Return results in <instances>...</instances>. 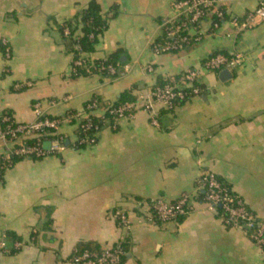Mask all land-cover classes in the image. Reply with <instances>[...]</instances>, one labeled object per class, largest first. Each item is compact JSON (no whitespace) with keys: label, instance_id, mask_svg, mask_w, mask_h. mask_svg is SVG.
Returning <instances> with one entry per match:
<instances>
[{"label":"crops","instance_id":"crops-1","mask_svg":"<svg viewBox=\"0 0 264 264\" xmlns=\"http://www.w3.org/2000/svg\"><path fill=\"white\" fill-rule=\"evenodd\" d=\"M90 1L0 0V125L4 114L16 123L34 122L38 105L43 115L63 120L56 134L64 145L4 171L0 240L8 252H0V263L68 264L75 247L123 242L121 264H264V253L242 230L227 227L196 199L179 221L147 219L150 200L194 196L204 170L264 219V21L245 30L229 22L254 11L260 0H220L227 18L218 29L205 19L189 31L197 40L160 55L152 47L161 42L162 23L175 15L176 0H94L108 28L82 57L94 62L119 51V74L74 78L59 26ZM212 54L241 55L230 79L202 69ZM191 69L199 71L201 94L171 112L157 106V126L139 110L131 119L110 121L94 145L76 147L77 120L65 118L81 113L88 101L97 98L103 108L123 93L134 100L148 96ZM115 211L126 214L128 229L111 217Z\"/></svg>","mask_w":264,"mask_h":264},{"label":"built area","instance_id":"built-area-1","mask_svg":"<svg viewBox=\"0 0 264 264\" xmlns=\"http://www.w3.org/2000/svg\"><path fill=\"white\" fill-rule=\"evenodd\" d=\"M220 0H176L172 8L175 15L162 23L163 35L161 42L154 44V54L174 53L188 45L190 41L197 40V36H191L189 31L197 28L206 18L215 16L219 23L225 22L224 12L219 10ZM259 21H264V0H260L256 9L241 19L231 17L229 22L241 30L250 29ZM219 23L211 22L214 29L219 28ZM67 33V31H65ZM6 58L9 57L8 50L5 51ZM82 59V58H81ZM78 59L72 63V73L77 67L84 68V61ZM241 55L224 56L212 54L205 58L202 69L206 72L220 73L230 70L239 65ZM89 73V69L86 68ZM107 74H115V68L108 66ZM199 71L187 70L177 76L166 79L161 86L153 87L148 96H138L132 102H127L116 108L111 105L102 108L97 100L87 102L81 113L68 115L65 119L77 120V130L80 129L82 137L78 138L76 145L91 146L96 143L98 133L102 128L121 118L131 119L134 114L143 110L150 114L151 124L157 126L158 110L156 107L173 111L182 103L192 97L199 96L202 88L198 82ZM102 109L99 125L92 124L90 120L83 122L96 110ZM36 120L31 123H16L10 116L2 117L0 125V182L5 170L12 167L14 159H42L48 155H54L64 149L63 140L56 134L63 120L43 115L38 107L34 106ZM108 114L109 117H105ZM114 128V124L112 125ZM48 143V149L44 144ZM205 190L203 203L211 211L217 212L218 207L222 209V220L227 227L238 228L244 232L251 242L264 253V219L255 216L245 205L240 196L223 186L210 171L204 170L196 181V192L194 196L182 194L173 202L162 199H153L148 202V221L151 223L175 222L191 210L192 202L196 199L200 190ZM111 217L118 225L128 229L129 220L124 212L115 211ZM18 250L19 243L13 244ZM0 252H8L5 239L0 240ZM125 256L123 242H118L111 247L98 249L75 247L68 264H121ZM1 264V263H0Z\"/></svg>","mask_w":264,"mask_h":264},{"label":"trees","instance_id":"trees-1","mask_svg":"<svg viewBox=\"0 0 264 264\" xmlns=\"http://www.w3.org/2000/svg\"><path fill=\"white\" fill-rule=\"evenodd\" d=\"M111 10H112V16H114L116 14V8L114 7ZM219 10L223 12V10L220 7ZM226 18L227 16L226 14H224V19ZM206 19L211 20V22H216V23L220 22L213 15H211L209 18ZM108 21L109 18L107 16L102 15L100 6L94 0H92L87 4L86 8H84L78 14H76L74 18L64 22L61 26H59V31L62 36V40L65 45L66 51L73 55V62L82 58L81 60L84 61V64L86 65L85 67L89 69V73H87L85 67L84 68L77 67L75 73H72L71 75L72 77L76 78L79 76H90L93 74H99L100 76H103L105 78L113 79L119 74L117 69V65L119 66L121 64L119 51L113 53L105 60H99L94 62H90L88 59L82 57L83 54H89L95 50V46L99 41V37L108 28ZM65 31H67V33H65ZM186 46L187 45H184L182 49L177 52L182 51ZM108 66H113L115 68V74L113 75L107 74L106 68ZM165 81L158 84L157 86L163 85ZM93 100L99 101L97 98ZM133 100L134 99L129 94L123 93L121 94L120 98L111 106L113 108H116L127 102H132ZM86 105L87 103L84 105V109ZM69 115H74V114L71 113ZM4 116H9V115L4 114ZM105 117H109L108 114H106ZM87 120H90L91 123L94 125L95 124L99 125L100 123L99 121L100 119L94 115H91L87 119L83 120V122H86ZM76 134L78 138L82 137L80 129L76 131ZM76 147L81 148L82 146L76 145ZM18 160L20 159H14V163L17 162ZM216 178L223 186H226L229 190H231L227 184L222 182L218 177ZM204 194H205V190L204 189L200 190L198 192V195L196 196V200L203 202ZM217 213L222 216L223 213L220 207H218ZM183 217L184 216L180 217L176 221L181 220ZM78 247L80 249H84V248L98 249L97 246H91V245H83ZM123 249L125 251L124 243H123Z\"/></svg>","mask_w":264,"mask_h":264},{"label":"water","instance_id":"water-1","mask_svg":"<svg viewBox=\"0 0 264 264\" xmlns=\"http://www.w3.org/2000/svg\"><path fill=\"white\" fill-rule=\"evenodd\" d=\"M231 78V74H230V72L228 71V70H223V71H221L220 73H219V79L221 80V81H226V80H228V79H230ZM44 147L46 148V149H48V143H45L44 144Z\"/></svg>","mask_w":264,"mask_h":264}]
</instances>
